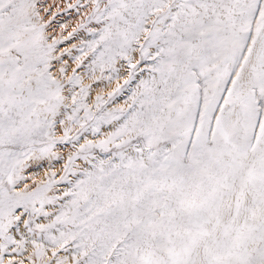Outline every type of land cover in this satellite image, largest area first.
<instances>
[{"label": "snow or ice", "instance_id": "6c2138e0", "mask_svg": "<svg viewBox=\"0 0 264 264\" xmlns=\"http://www.w3.org/2000/svg\"><path fill=\"white\" fill-rule=\"evenodd\" d=\"M0 264H264V0H0Z\"/></svg>", "mask_w": 264, "mask_h": 264}]
</instances>
